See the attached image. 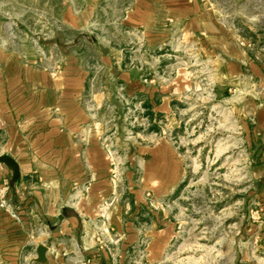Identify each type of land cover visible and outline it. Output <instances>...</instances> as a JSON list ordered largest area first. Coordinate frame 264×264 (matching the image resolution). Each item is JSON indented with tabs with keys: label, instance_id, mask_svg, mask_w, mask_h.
I'll use <instances>...</instances> for the list:
<instances>
[{
	"label": "crops",
	"instance_id": "1",
	"mask_svg": "<svg viewBox=\"0 0 264 264\" xmlns=\"http://www.w3.org/2000/svg\"><path fill=\"white\" fill-rule=\"evenodd\" d=\"M97 1L65 3L61 23L89 31ZM126 2L116 25L136 31L145 42L159 44L178 36L212 58L220 77L235 80L244 65L253 77H264V66L248 61L237 45L219 35L203 0ZM96 57L98 78L79 56L66 54L59 66L46 68L40 58L24 61L0 50V154L11 156L19 168V178L11 183V171L0 163V183L9 181L8 196L18 213L13 218L0 209V264H39L34 258L40 244L47 248L44 264H76L83 256L92 258V264H113L114 254L116 263L123 264L141 235L149 236L146 261L152 263L175 235L170 222L157 228L155 218L146 231L135 217L146 203L145 190L161 200L177 186V152L158 139L152 146H137L133 154L117 155L107 143L104 114L120 90L125 98L148 100L155 113L172 116L174 101L192 86L189 71L179 69L169 82L154 84L144 65L122 64L115 52ZM252 123L251 137L261 144L256 153L261 164L252 168L253 179L264 180V108H256ZM150 160L153 169L146 168ZM140 161L152 179L143 177L126 199L116 171L119 163ZM156 214L162 220L163 208Z\"/></svg>",
	"mask_w": 264,
	"mask_h": 264
},
{
	"label": "rangeland",
	"instance_id": "2",
	"mask_svg": "<svg viewBox=\"0 0 264 264\" xmlns=\"http://www.w3.org/2000/svg\"><path fill=\"white\" fill-rule=\"evenodd\" d=\"M84 1L0 0V50L24 61L40 58L46 68L59 66L66 54L79 56L97 78L101 67L96 56L115 52L122 64L146 66L154 84L169 82L177 70L187 68L192 85L174 101L172 116L155 113L148 100H129L120 90L104 114L107 143L117 155L162 139L179 157L177 186L161 200L145 190L146 203L135 217L146 231L155 218L157 228L170 222L173 239L161 259L149 263V236L141 235L123 264H264V180L255 181L252 169L261 164V144L250 132L253 113L264 108V77H253L247 65L235 80L220 77L212 58L178 36L159 44L145 42L136 31L116 25L127 0H98L89 31L63 25L64 4ZM203 2L226 43L264 66V0ZM147 102L151 108L144 107ZM143 163H119V190L126 199L143 177L152 179L151 173L144 175ZM153 165L150 160L146 168ZM161 207L162 220L156 214ZM113 258L117 264L115 254Z\"/></svg>",
	"mask_w": 264,
	"mask_h": 264
},
{
	"label": "built area",
	"instance_id": "3",
	"mask_svg": "<svg viewBox=\"0 0 264 264\" xmlns=\"http://www.w3.org/2000/svg\"><path fill=\"white\" fill-rule=\"evenodd\" d=\"M9 181L3 179L0 183V209L5 211L13 218H18L17 208L14 206L11 198L8 196ZM78 264H92V260L89 257H81Z\"/></svg>",
	"mask_w": 264,
	"mask_h": 264
},
{
	"label": "water",
	"instance_id": "4",
	"mask_svg": "<svg viewBox=\"0 0 264 264\" xmlns=\"http://www.w3.org/2000/svg\"><path fill=\"white\" fill-rule=\"evenodd\" d=\"M0 163L4 164L11 171V183H14L19 178V168L16 161L7 154H0ZM46 246L40 244L36 247V257L34 262L44 264L46 262L45 253Z\"/></svg>",
	"mask_w": 264,
	"mask_h": 264
},
{
	"label": "trees",
	"instance_id": "5",
	"mask_svg": "<svg viewBox=\"0 0 264 264\" xmlns=\"http://www.w3.org/2000/svg\"><path fill=\"white\" fill-rule=\"evenodd\" d=\"M144 107H146V108H151V106L149 105L148 102L144 104Z\"/></svg>",
	"mask_w": 264,
	"mask_h": 264
}]
</instances>
